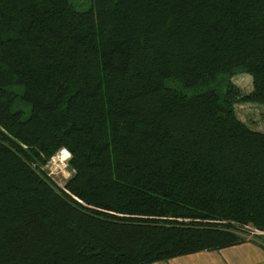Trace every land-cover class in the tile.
<instances>
[{
    "label": "trees",
    "instance_id": "trees-1",
    "mask_svg": "<svg viewBox=\"0 0 264 264\" xmlns=\"http://www.w3.org/2000/svg\"><path fill=\"white\" fill-rule=\"evenodd\" d=\"M89 2L0 0V264L264 243V132L235 107L264 106V0Z\"/></svg>",
    "mask_w": 264,
    "mask_h": 264
},
{
    "label": "rangeland",
    "instance_id": "rangeland-1",
    "mask_svg": "<svg viewBox=\"0 0 264 264\" xmlns=\"http://www.w3.org/2000/svg\"><path fill=\"white\" fill-rule=\"evenodd\" d=\"M89 1L90 0H72L79 10L89 8ZM233 82L240 88L244 95H248L253 91L252 77L247 74L234 77ZM235 107L238 118L251 130L264 132V106L256 103H240ZM69 155L70 153L67 150H61L52 158L51 162L44 167L45 172H47L52 180L61 187L65 185L72 175L68 164L70 160ZM247 235V240H257L253 233Z\"/></svg>",
    "mask_w": 264,
    "mask_h": 264
},
{
    "label": "crops",
    "instance_id": "crops-1",
    "mask_svg": "<svg viewBox=\"0 0 264 264\" xmlns=\"http://www.w3.org/2000/svg\"><path fill=\"white\" fill-rule=\"evenodd\" d=\"M218 251L177 257L155 264H264V243L261 237Z\"/></svg>",
    "mask_w": 264,
    "mask_h": 264
},
{
    "label": "built area",
    "instance_id": "built-area-1",
    "mask_svg": "<svg viewBox=\"0 0 264 264\" xmlns=\"http://www.w3.org/2000/svg\"><path fill=\"white\" fill-rule=\"evenodd\" d=\"M70 156V155H69Z\"/></svg>",
    "mask_w": 264,
    "mask_h": 264
}]
</instances>
